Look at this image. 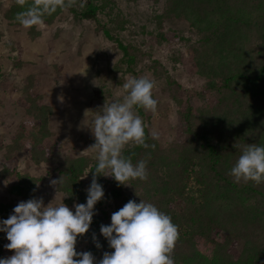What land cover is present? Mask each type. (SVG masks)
Listing matches in <instances>:
<instances>
[{"label": "trees", "instance_id": "16d2710c", "mask_svg": "<svg viewBox=\"0 0 264 264\" xmlns=\"http://www.w3.org/2000/svg\"><path fill=\"white\" fill-rule=\"evenodd\" d=\"M65 3L69 6L45 14L43 22L52 24L65 9L86 19L96 18L95 7L79 13L73 0ZM32 4L33 0H24L23 5L14 0L6 19L21 25L17 13ZM160 18V23L169 18L186 20L199 35L194 41L178 35L180 42L188 43L181 61L192 63L187 70L204 79L200 96L208 104L179 111L186 139L168 153H161L158 140L145 127L148 146L126 145L123 155L133 163L145 160L147 179L128 181L133 191L129 198L127 186L118 185L111 175H97L104 198L96 205L106 202L113 213L130 199L139 202L142 198L169 214L179 233L172 253L175 264H264V182L237 183L228 174L239 155L234 144H264V0H167ZM103 32L117 42L127 69L138 78L135 66L138 53L144 56V52L106 29ZM34 84L32 77L26 79L23 107L32 122L37 120V128L16 135L5 147L6 161L12 151L24 149L37 163L52 160L47 138L54 109L43 103ZM136 108L142 114L143 107ZM93 161L90 180L97 164L96 158ZM59 165L64 179L59 188L70 202L85 203L87 193L80 181L84 168H73L70 161ZM190 165L195 169L194 182L183 173ZM3 170L0 173L8 179V193L35 196L38 180L12 171L7 164ZM142 183L147 188L139 193ZM17 204L0 203V219L8 218ZM220 232L227 234L223 241L216 238ZM7 243L5 233L0 232V258L13 254L4 247ZM106 248L113 251L108 245Z\"/></svg>", "mask_w": 264, "mask_h": 264}, {"label": "rangeland", "instance_id": "374dc122", "mask_svg": "<svg viewBox=\"0 0 264 264\" xmlns=\"http://www.w3.org/2000/svg\"><path fill=\"white\" fill-rule=\"evenodd\" d=\"M13 3L14 0H0V172L7 164L12 171L38 180L32 198L42 197L45 204L53 199L54 204L63 201L70 208L80 203L70 202L59 186L50 184V180L61 177L58 167L63 162L84 168L80 177L82 188L85 190L90 184L96 151L88 148L95 143V137L83 121L86 117V122H90L94 111L105 102L122 101L127 94L123 83L135 77L123 62L119 45L106 36L105 29L145 54L138 53L135 71L138 77L154 81L153 96L158 103L155 111H134L158 140L161 153H168L185 141V125L182 126L179 111L188 106L197 109L208 101L200 96L204 79L187 70L192 63L181 61L188 43L180 42L178 35L189 36L193 41L199 35L183 19L169 18L160 23L167 0H73L79 13L95 7L96 18L86 19L65 9L52 24L42 22L27 28L6 19ZM29 77L35 79L33 90L43 96V103L54 109L49 117L51 135L47 138L51 162H35L28 149L12 151L8 161L4 157L5 147L17 134L37 128V120L32 122L23 107V87ZM190 166L183 173L194 182L195 169ZM2 174L0 203L17 204L30 199L8 193V179L2 178ZM128 183L126 195L131 198L133 191ZM145 188L147 185L142 183L138 192ZM95 209L97 213L88 232L77 237L76 250L90 251L99 261L104 252H111L106 248L108 242L100 233V225L110 224L112 208L104 202L95 205ZM93 235L100 248L96 247ZM226 236V232H220L216 238L223 241Z\"/></svg>", "mask_w": 264, "mask_h": 264}, {"label": "clouds", "instance_id": "9594fccd", "mask_svg": "<svg viewBox=\"0 0 264 264\" xmlns=\"http://www.w3.org/2000/svg\"><path fill=\"white\" fill-rule=\"evenodd\" d=\"M17 2L24 4V0ZM66 6L69 5L65 0H33L31 6L17 13L16 19L25 28L39 25L45 14ZM122 87L127 93L122 101L105 102L94 111L90 122H86V117L83 121L95 137V143L88 149L96 151L97 160L92 180L85 189L86 202L74 203L70 208L63 201L54 204V199L45 204L42 197L20 201L8 218L0 219V232L9 241L4 247L13 250L11 256L0 258V264H175L172 253L178 226L169 214L142 198L139 202L130 199L111 214L110 224L100 225V233L113 251L104 252L97 261L92 252L76 250L77 237L88 232L97 213L95 205L104 198L97 175H111L118 185L125 186L130 185V180L147 179L146 161L133 163L123 155V149L129 144L148 146L146 126L134 109L155 111L158 103L153 96L155 83L147 77H134ZM234 147L239 155L228 172L234 182H264V144L236 143ZM62 183V176L50 180L53 186ZM93 240L100 248L95 235Z\"/></svg>", "mask_w": 264, "mask_h": 264}]
</instances>
